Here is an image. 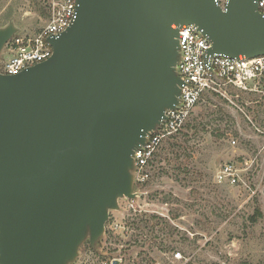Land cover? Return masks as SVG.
<instances>
[{"label":"water","instance_id":"1","mask_svg":"<svg viewBox=\"0 0 264 264\" xmlns=\"http://www.w3.org/2000/svg\"><path fill=\"white\" fill-rule=\"evenodd\" d=\"M75 1L50 59L0 72V264H74L137 198L135 152L180 105L181 27L210 55L264 57L258 0ZM17 33L0 29V56Z\"/></svg>","mask_w":264,"mask_h":264},{"label":"rangeland","instance_id":"2","mask_svg":"<svg viewBox=\"0 0 264 264\" xmlns=\"http://www.w3.org/2000/svg\"><path fill=\"white\" fill-rule=\"evenodd\" d=\"M51 1L0 0V29L39 33ZM227 93L207 94L164 140L146 182L134 171L137 198L119 201L95 247H80V262L264 264V93ZM226 164L239 170L238 184L218 182Z\"/></svg>","mask_w":264,"mask_h":264},{"label":"built area","instance_id":"3","mask_svg":"<svg viewBox=\"0 0 264 264\" xmlns=\"http://www.w3.org/2000/svg\"><path fill=\"white\" fill-rule=\"evenodd\" d=\"M224 9L226 2L219 0ZM258 10L264 16V0H258ZM77 4L75 0H52L50 19L44 29L35 35H15L4 47L0 56V72L4 75H19L25 70L41 64L53 55L48 42L58 37L75 21ZM181 60L177 73L182 81L180 105L168 110L166 118L156 131L147 136L146 145L135 152V171L139 181L146 182L147 168L161 148L164 140L179 133L187 124L194 109L209 95L227 96L229 89L243 93H264V57L233 59L224 55H210L213 45L199 27L186 25L179 30ZM220 184L236 185L240 180L239 170L233 164H226L217 174ZM134 201V200H133ZM175 258L181 259V253ZM122 259L112 258L101 264H114ZM74 264H95L79 261Z\"/></svg>","mask_w":264,"mask_h":264}]
</instances>
